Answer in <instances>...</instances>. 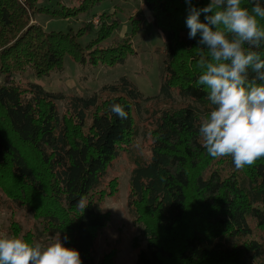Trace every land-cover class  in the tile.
<instances>
[{
    "label": "trees",
    "instance_id": "obj_1",
    "mask_svg": "<svg viewBox=\"0 0 264 264\" xmlns=\"http://www.w3.org/2000/svg\"><path fill=\"white\" fill-rule=\"evenodd\" d=\"M37 1L0 0V189L10 209L38 225L22 231L11 224V236L31 244L60 233L65 247L78 250L82 264H96L95 238L109 221L100 188L108 167L138 136L133 115L139 116L151 99L126 77L88 97L49 93L23 82L28 71L35 79L61 73L65 58L83 67H113L132 52L129 41L114 37L122 26L117 7L101 13L97 26L92 23L95 11L110 0L45 9L53 18L83 16L88 24L74 35L30 24L31 16L44 10ZM121 1L142 2L165 39L156 96L163 103L145 111L152 126L149 157L135 161L129 177L127 208L145 239L136 264H264V157L237 170L231 156L213 158L203 147L201 116L214 106L206 86L197 83L203 73L197 67L200 36L188 38L189 5L185 0ZM258 2L264 6V0ZM209 3L192 0L197 8ZM252 6V0H242V7ZM200 20L205 22L203 13ZM135 30L131 27L130 35ZM204 53L208 58L207 49ZM173 95L182 102L169 104ZM113 103L124 107L126 119L110 111ZM81 197L84 210L76 206ZM112 262L105 255L97 264Z\"/></svg>",
    "mask_w": 264,
    "mask_h": 264
},
{
    "label": "clouds",
    "instance_id": "obj_2",
    "mask_svg": "<svg viewBox=\"0 0 264 264\" xmlns=\"http://www.w3.org/2000/svg\"><path fill=\"white\" fill-rule=\"evenodd\" d=\"M186 17L188 38L196 39L203 70L197 83L206 86L214 107L201 116L199 134L203 147L213 158L231 156L237 170L264 157V6L252 0L249 10L242 0H210L197 8L192 0ZM204 14V21L200 16ZM259 18V19H258ZM204 49H207L205 58ZM110 111L127 118L124 107L110 105ZM76 206L87 205L81 197ZM67 236L64 241H67ZM0 264H82L80 253L64 246L60 233L47 243H28L11 235L0 236Z\"/></svg>",
    "mask_w": 264,
    "mask_h": 264
},
{
    "label": "rangeland",
    "instance_id": "obj_3",
    "mask_svg": "<svg viewBox=\"0 0 264 264\" xmlns=\"http://www.w3.org/2000/svg\"><path fill=\"white\" fill-rule=\"evenodd\" d=\"M77 0H38L37 6L43 11L31 16L30 24L38 26L44 32H71L76 33L79 28L87 25L83 16L59 19L47 14L46 10H59L64 7H75ZM117 7V12L113 11ZM93 25L97 26V17L103 12H115L121 20L122 26L114 34L118 39H126L131 43L132 52L125 62L113 67L80 66L69 58L63 61V71L49 77L35 79L28 71L22 77L23 82L39 85L44 91L58 93L63 96L88 97L99 92L106 85L117 82L126 77L145 99H151L142 104L139 116H134L138 136L134 138L128 150L121 151L119 157L108 167L100 190L101 208L109 214L106 227L97 233L94 243L93 256L96 264L105 256L111 255L112 264H136L137 254L145 246L142 229L133 224L128 211L127 197L129 194L130 172L137 160H146L149 157V132L152 129L150 117L145 111L151 113L162 106L163 99L156 98L161 85L162 56L159 54L165 39L154 27L150 13L142 2L110 0L96 11ZM131 27L136 28L130 35ZM92 35V34H90ZM82 39L87 43L92 36ZM176 106L182 102L175 95L168 101ZM63 102L56 104L58 112H63ZM113 182V184H112ZM6 186H10L7 182ZM111 185V186H109ZM108 194V195H107ZM11 224L31 231L37 229V222L26 213L10 209L7 198L0 189V236L11 235ZM49 238L38 242L47 243Z\"/></svg>",
    "mask_w": 264,
    "mask_h": 264
}]
</instances>
